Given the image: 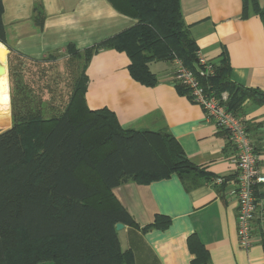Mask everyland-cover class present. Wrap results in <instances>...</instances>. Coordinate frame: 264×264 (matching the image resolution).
I'll return each instance as SVG.
<instances>
[{"label": "crops", "instance_id": "crops-1", "mask_svg": "<svg viewBox=\"0 0 264 264\" xmlns=\"http://www.w3.org/2000/svg\"><path fill=\"white\" fill-rule=\"evenodd\" d=\"M1 1L5 44L0 43V47H5L8 55L7 72H0V133L13 123L10 72L20 96H31L28 101L32 104L50 102L48 93L42 96L47 90L40 91L41 81L35 74L42 61L64 56L68 45L77 50L90 47L136 22L109 0ZM257 2L264 5V0ZM179 5L197 51L213 63L226 53L230 79L264 91L261 17L251 11L247 18H241V0H179ZM35 7L43 13L41 25L34 21ZM129 63L124 51L112 48L91 56L85 69L87 107L108 108L123 129L169 133L197 170L183 179L172 172L147 183L128 181L111 189L134 220V225L116 231L121 249L131 252L134 264H193L192 238L206 249L209 264H264L261 223L257 222L264 211L258 209L253 221L250 246L239 245L235 165L226 133L205 119L198 104L177 91L173 62L149 63L158 80L152 86L134 80ZM48 104L44 111L51 110L52 103ZM241 116L264 173V104L246 101ZM258 187V204L263 207L264 184ZM157 215L168 218L169 224L162 228L153 225Z\"/></svg>", "mask_w": 264, "mask_h": 264}, {"label": "trees", "instance_id": "trees-1", "mask_svg": "<svg viewBox=\"0 0 264 264\" xmlns=\"http://www.w3.org/2000/svg\"><path fill=\"white\" fill-rule=\"evenodd\" d=\"M109 2L136 22L85 49L66 47L68 55H83L84 64L59 114L44 118L48 103L32 104L19 97L10 72L13 123L0 133V263L134 264L131 252L121 249L115 229L117 223L134 225V220L111 189L128 181L147 183L172 172L183 179L197 170L169 133L123 129L108 108L87 107L85 69L100 49L124 51L131 77L147 86L158 81L149 69L152 61L178 58L191 70L198 66L197 46L183 22L179 0ZM241 2V18L253 11L264 24V5L257 0ZM34 10V21L41 25L43 13L38 7ZM2 13L0 0V43L5 44ZM214 69L213 76L200 81L216 93L226 91L230 111L241 115L246 101L264 104V91L230 79L226 53ZM173 84L189 98L184 85L175 79ZM259 209L264 211V206ZM168 224V218L155 216L153 225ZM261 235L264 247L262 228ZM189 248L195 254L193 264H209L199 241L191 238Z\"/></svg>", "mask_w": 264, "mask_h": 264}, {"label": "built area", "instance_id": "built-area-1", "mask_svg": "<svg viewBox=\"0 0 264 264\" xmlns=\"http://www.w3.org/2000/svg\"><path fill=\"white\" fill-rule=\"evenodd\" d=\"M198 66L191 70L182 61L174 58V79L188 90L189 99L203 110L207 121L214 123L218 131L227 135L233 149L232 162L235 165V196L238 202L237 236L239 245L248 248L251 244L253 221L258 215L259 206L255 189L264 184V173L258 166V155L247 132L245 119L227 107L229 95L226 91L216 93L201 83V77L214 75V63L206 60L198 51ZM264 230V215L261 216Z\"/></svg>", "mask_w": 264, "mask_h": 264}, {"label": "rangeland", "instance_id": "rangeland-1", "mask_svg": "<svg viewBox=\"0 0 264 264\" xmlns=\"http://www.w3.org/2000/svg\"><path fill=\"white\" fill-rule=\"evenodd\" d=\"M83 64L84 56L78 54H64V56L56 55L53 57H48L45 59V61H42V63L39 64L38 70L36 69L35 71L37 79L41 81V84L39 83V86L41 85L39 89L41 92L43 89L47 90V92H42V96L45 97V94L48 93L49 95L47 99L51 101H44L49 104L52 103L50 111H43L44 118L59 114L62 111L63 104H65L66 99L74 86V83L81 74ZM35 67L37 68V66ZM26 93H28V89H26ZM42 96L39 98H42ZM19 97L23 96L19 95ZM61 98L65 99L61 100ZM24 99L28 100L30 98L26 96ZM44 106L45 105H43V107ZM123 237L124 234H121L122 239Z\"/></svg>", "mask_w": 264, "mask_h": 264}, {"label": "water", "instance_id": "water-1", "mask_svg": "<svg viewBox=\"0 0 264 264\" xmlns=\"http://www.w3.org/2000/svg\"><path fill=\"white\" fill-rule=\"evenodd\" d=\"M3 45V44H2ZM7 55H8V50L5 47H2L0 49V72H7L6 64H7ZM122 223H117L115 225L116 231L120 230L123 228Z\"/></svg>", "mask_w": 264, "mask_h": 264}, {"label": "bare ground", "instance_id": "bare-ground-1", "mask_svg": "<svg viewBox=\"0 0 264 264\" xmlns=\"http://www.w3.org/2000/svg\"><path fill=\"white\" fill-rule=\"evenodd\" d=\"M0 49H1V47H0Z\"/></svg>", "mask_w": 264, "mask_h": 264}]
</instances>
